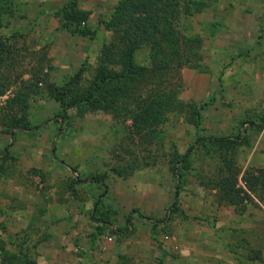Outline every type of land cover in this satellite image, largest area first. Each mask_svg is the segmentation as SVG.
<instances>
[{
    "label": "rangeland",
    "instance_id": "374dc122",
    "mask_svg": "<svg viewBox=\"0 0 264 264\" xmlns=\"http://www.w3.org/2000/svg\"><path fill=\"white\" fill-rule=\"evenodd\" d=\"M67 1L14 0V14L9 24L0 30L17 40L21 55L26 57L25 63L33 64L36 57L45 53L52 66L50 80L57 83L83 62L88 65L85 76L92 75L100 48L111 37L102 21L109 17L118 0H76L79 9L89 12L88 23L96 29L94 38L79 36L61 27L58 10ZM185 2L192 7L189 0ZM240 6V3L235 5ZM203 15L205 12L199 11L181 14L175 26L185 32L200 33L197 22ZM260 35H264V17ZM148 53L147 47L139 49L137 61L148 64ZM203 67L184 65L179 70H168L157 80L156 87L171 90L180 100L201 105L198 129L181 113L168 114L163 124L166 145L173 142L178 152L184 154L197 143L199 136L237 138L241 133L239 139L245 137L246 140L236 151V164L242 170L250 166L264 167V136L259 140L264 127L261 122L264 108L232 107L227 100L229 93L225 87L228 84H223L226 79L222 78V69L219 90L215 94L220 101L197 99L193 90L203 82L202 74H209V82L217 79L211 71L207 73L205 64ZM14 90L15 85H12L0 95V106ZM58 106L52 97L38 91L30 100L29 110L31 125L39 127L13 128L9 134H0V168L4 170L0 172V220L6 232L26 240L34 264H71L74 254L80 253L77 249L71 251L73 211L85 218L76 220L73 226L77 241L85 237L91 243L82 239L83 244L89 248L91 244L97 245L98 259H103L102 239L112 243L115 239L122 251H117L116 258L125 264H195L188 258L192 253L186 251H194L202 245L219 246L216 253L206 257L216 259L217 264L218 261L264 264V201L259 204L250 194L251 201L245 202L241 212L233 206L218 205L215 188L199 185L194 171L186 174L180 183L164 160L155 167L137 170L127 178L117 177L108 167L113 163L111 145L121 139L122 126L115 124L109 113L95 111L79 115L75 109L69 110L65 121L57 123ZM94 172L103 177L96 181L90 176ZM77 175L81 180L73 184L72 177L77 178ZM241 175L242 172L237 184L244 187ZM117 179L123 182L115 186ZM111 193L123 196L121 204L115 207L109 201ZM152 195L168 198L167 204L159 207L148 203ZM138 196L145 202L138 204ZM93 215L97 218L93 219ZM87 223L92 225V230ZM151 231L157 233L156 242L150 238ZM108 235H112L111 240ZM0 236L4 238L5 234L0 231ZM7 247L12 249L9 244ZM135 247L141 251L134 252ZM255 251L262 254L261 261L250 258ZM90 255L96 258L97 254L90 252Z\"/></svg>",
    "mask_w": 264,
    "mask_h": 264
},
{
    "label": "trees",
    "instance_id": "16d2710c",
    "mask_svg": "<svg viewBox=\"0 0 264 264\" xmlns=\"http://www.w3.org/2000/svg\"><path fill=\"white\" fill-rule=\"evenodd\" d=\"M186 2L118 0L109 17L102 21L111 37L101 46L92 75L85 76L88 65L83 62L65 75L61 83L50 80L52 66L45 53L36 57L35 63H25L26 57L21 55L17 40L0 31V95L15 85L13 94L0 106V134H9L13 128L39 127L31 125L29 108L32 96L42 91L59 104L55 113L57 123L65 121L69 110L75 109L79 115L95 111L109 113L113 122L122 126L121 139L111 145L113 163L108 167L117 177L127 178L164 160L180 183L186 174L194 171L199 185L215 188L218 205L233 206L241 212L245 202L251 201V195L264 201V167L242 170L236 164V151L246 140L239 139L241 133L237 138L199 136L197 143L184 154L178 152L175 143L166 145L163 124L169 113H181L196 129L201 122V105L180 100L171 90L156 87L157 80L168 70H179L184 65L204 68L201 36L177 29L175 25L181 14L201 11L205 3L189 0L192 7H188ZM13 3L14 0H0V30L14 14ZM58 12L63 29L79 36L95 37L96 29L88 23L89 12L79 9L76 0H68ZM142 47L149 49L148 64L136 59V52ZM72 169L76 172L75 167ZM241 172L244 187L237 184ZM90 176L96 181L103 177L95 172ZM72 180L76 184L81 177L77 175ZM0 231L5 234L4 238L0 236V264H34L25 239L6 232L1 220ZM150 236L157 241L155 231ZM252 257L263 258L260 251H255Z\"/></svg>",
    "mask_w": 264,
    "mask_h": 264
},
{
    "label": "crops",
    "instance_id": "0c3cea01",
    "mask_svg": "<svg viewBox=\"0 0 264 264\" xmlns=\"http://www.w3.org/2000/svg\"><path fill=\"white\" fill-rule=\"evenodd\" d=\"M229 1L231 3L225 0L202 1L205 4L199 13L205 12L206 15L199 18L197 22L198 28H201L200 33L197 30V34L202 38L200 52L202 62L208 68L207 73L211 71L212 76L217 79L213 78L209 82V74H202L203 82L201 85H197V89L193 92H196L195 97L197 99H212L213 103L220 101L215 94L219 90V75L222 69V78L223 80L226 79L223 84L225 86L228 84L225 88L229 93L227 100L231 106L251 109L264 108V35H260L264 17V0ZM239 3L241 6L235 7ZM201 93H203L202 96ZM263 136L264 127L261 128L259 133V140ZM118 180L115 182V186L123 182ZM110 196L112 197L109 201L115 207L121 204L120 200L123 199V196H116L112 193ZM167 200L168 198L166 199L164 196L152 195L147 201L150 204L164 207ZM256 200L261 204L258 199ZM136 202L141 204L145 201L140 200L138 196ZM78 219L85 218L80 213L71 212V224L73 226ZM89 221L92 222L91 219ZM73 226L71 227V251L77 249L80 250V253L78 255L74 254L71 264H125L119 262L116 258L117 251H121V247L115 239L113 240L114 243L102 239L103 259H98L97 256L100 252L97 245L91 244V247L95 249L92 251V248H89L85 243L83 244L82 239H85V242L88 243H91V241H88L85 237L81 238L82 233L79 235L81 239L77 241L78 236L76 237ZM90 226L92 227L90 223H87L89 229ZM107 238L111 240L112 235H108ZM112 244L114 245L112 246ZM81 249H84L85 252L81 253ZM217 249H219V246L202 245L194 251H188L187 249L186 252L192 253V256L188 258H192L190 260H194L195 264H217L216 259L208 260L206 258L216 253ZM133 250L134 252L141 251L137 247ZM152 250L155 251L154 248ZM90 252L97 254L96 258H91ZM193 253L196 255H193ZM257 261H261V259ZM222 262L218 261V264H223Z\"/></svg>",
    "mask_w": 264,
    "mask_h": 264
},
{
    "label": "built area",
    "instance_id": "2783aa9c",
    "mask_svg": "<svg viewBox=\"0 0 264 264\" xmlns=\"http://www.w3.org/2000/svg\"><path fill=\"white\" fill-rule=\"evenodd\" d=\"M165 238H167V236H165Z\"/></svg>",
    "mask_w": 264,
    "mask_h": 264
}]
</instances>
